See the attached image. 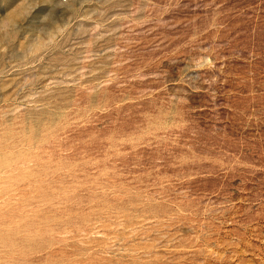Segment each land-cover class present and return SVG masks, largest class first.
Returning <instances> with one entry per match:
<instances>
[{
    "label": "rangeland",
    "instance_id": "1",
    "mask_svg": "<svg viewBox=\"0 0 264 264\" xmlns=\"http://www.w3.org/2000/svg\"><path fill=\"white\" fill-rule=\"evenodd\" d=\"M0 264H264V0H0Z\"/></svg>",
    "mask_w": 264,
    "mask_h": 264
}]
</instances>
